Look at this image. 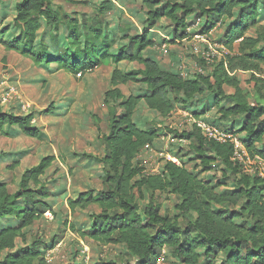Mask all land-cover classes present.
<instances>
[{
  "label": "trees",
  "instance_id": "1",
  "mask_svg": "<svg viewBox=\"0 0 264 264\" xmlns=\"http://www.w3.org/2000/svg\"><path fill=\"white\" fill-rule=\"evenodd\" d=\"M139 1L146 9V27L141 35L124 36L127 43L115 50L102 20L113 10L112 0L102 1L82 23L77 14L70 16L59 6H75L79 4L76 0H20L14 6L12 25L0 26V47L29 59L33 65L54 66L55 71L73 76L111 68L102 106L112 102L120 113L110 118L108 133L102 138L105 155L100 160L106 190L83 192L67 200L70 213L91 205L100 209L99 214L90 216L89 231L78 235L100 246L123 245L131 257L129 264H155L162 252L165 259L166 251L175 264H211L217 254L223 256L221 264H264V179L244 174L231 162L233 146L206 139L195 125L180 133L169 131L188 143L189 149L180 148L172 154L181 166L165 162L158 174L144 176L135 161L145 147L155 144L159 130L139 128L133 122L141 102L165 119L175 110L170 95L191 100L194 95L208 93L222 120L242 119L234 133L243 134L239 139L251 157L259 156L264 161V24L259 23L264 18V0ZM194 16L210 24L205 34L231 20L218 41L231 51L235 47L236 54L214 64L207 74L188 79L161 69L157 62L143 56L154 46L149 33L157 23L170 22L172 37L179 42L191 36L186 31L188 19ZM61 29L63 50L51 53L49 47L57 48ZM251 30L253 37L247 36ZM121 63L142 68L125 72L119 68ZM237 73L248 74L250 93L242 88ZM129 83L144 86L145 93L124 97L120 86ZM32 119L31 114L18 116L0 109V134L15 130L26 138L40 140L42 134L31 126ZM189 154L199 163V174L210 172L217 164L221 166L220 176L214 174L211 180H205L187 170L184 156ZM54 161V156H47L25 170L14 193L0 180V220H12L0 227V257L4 255L0 264H46L44 251L48 248L44 241L29 242L23 231L50 211L44 201H36L40 194L35 188L40 187L41 178ZM18 165L14 161L8 169ZM220 180H228L229 188L218 191L227 185ZM157 194L177 198V215L160 213L155 204ZM143 200L147 203L139 206L137 202Z\"/></svg>",
  "mask_w": 264,
  "mask_h": 264
},
{
  "label": "rangeland",
  "instance_id": "2",
  "mask_svg": "<svg viewBox=\"0 0 264 264\" xmlns=\"http://www.w3.org/2000/svg\"><path fill=\"white\" fill-rule=\"evenodd\" d=\"M19 1L0 0V26L12 25L14 6ZM102 1L104 0H76L79 4L75 6L63 3L59 6L70 16L77 14L82 23L93 14L95 7ZM112 3L113 10L104 15L102 20L107 26L104 32L109 42L113 44L111 49L115 50L127 43L124 36L141 35L143 28L146 27L147 16L146 9L139 0H112ZM55 4L59 2L55 1ZM198 19L203 25L191 28ZM188 20L191 36L187 42L174 41L170 22L161 20L157 23L149 33L154 46L146 49L143 56L157 62L161 69L173 73H178V67L182 65L188 73V78H192L203 65L186 47L194 34H205V28L210 24H206L203 18L196 19L195 16ZM230 22L231 20H225V23L217 24L207 33L210 40L218 41ZM259 23L264 24V18H260ZM38 34L42 36V31ZM254 35L252 30L247 33V36ZM45 39L50 43L49 39ZM63 40L61 29L57 35V48L53 49L50 46L49 51L61 52ZM163 47L168 51L166 55L162 54ZM233 51L236 52L235 47ZM119 68L126 72L142 67L135 63H121ZM210 70H205V73ZM110 73V67H100L78 78L76 75L55 71L54 66L33 65L29 59L15 52H6L0 47V81L7 80L8 84L14 86L30 104L27 113H20L16 102L0 105V109L18 116L31 114L33 116L31 126L42 134L40 140L26 138L15 130L7 132V135L0 134V180L7 184L10 193H14L25 170L35 166L44 157L54 156L55 161L41 178L40 187L35 188L40 194L36 201H44L50 211H46L31 227L23 231L29 242L35 239L44 241L48 248L44 251L45 256L47 251L57 247L51 264L132 262L123 245L100 246L79 237L78 233L89 231L90 216L99 214L100 209L97 205H91L85 210H76L74 213H70L67 207L68 199H75L83 192L97 194L106 190L103 184L104 166L100 160L105 155L102 138L108 133L110 118L120 113L118 106L112 102L108 106H102L104 93L109 89ZM237 77L242 88L250 93L252 85L246 83L249 79L248 74L237 73ZM120 90L124 97L145 93L144 86L140 84L129 83L120 86ZM169 97L175 110L168 118L163 119L148 110L143 102L138 104L133 115V122L139 128L154 127L159 130V136L153 145L157 152L166 149L172 155L180 148L189 149L188 143L181 145L176 136L169 133V131L180 133L189 129L188 118L183 114L191 116V120H204L224 131L236 132L240 127L242 119L225 121L220 118L218 109L214 107L208 93L202 96L194 95L191 100H187L183 95ZM222 105H226V102ZM235 135L239 138L243 136ZM193 158L191 154L184 156V163L187 170L198 174L200 179L211 180L214 174L220 176L218 173L221 166L217 164L212 165L210 172L199 174L201 168ZM14 161H18L19 165L13 170L8 169ZM158 163L160 162L156 158L141 153L135 161L136 166L142 171H150ZM221 182L227 185L220 187L218 191L229 188L228 180ZM146 203V200L137 202L139 206ZM155 204L162 215L175 216L178 213L175 209L178 201L172 195L157 194ZM10 223L12 220L8 219L7 223L0 220V227ZM179 226H184L182 219H179ZM79 241L89 247L88 260L80 252ZM168 252H165L162 264H175ZM162 254L163 252L160 256ZM3 257L4 255L0 260ZM222 260L223 256L217 254L211 264H221ZM202 264H205V261Z\"/></svg>",
  "mask_w": 264,
  "mask_h": 264
},
{
  "label": "built area",
  "instance_id": "3",
  "mask_svg": "<svg viewBox=\"0 0 264 264\" xmlns=\"http://www.w3.org/2000/svg\"><path fill=\"white\" fill-rule=\"evenodd\" d=\"M201 20H196L195 24L191 28H197L201 25ZM219 25V24H218ZM187 34H190V28H187ZM190 38L188 36L182 42H187ZM193 55L199 58L202 61L203 67L197 69V74H205V70L211 69L212 66L216 63L223 62L226 58L236 54L234 51H231L225 44L219 41H212L209 38L208 34H194L192 41L188 43L186 47ZM168 51L165 47L162 48V54L166 55ZM179 76L182 79H188V73L185 70V67L180 65ZM78 78L79 74L76 75ZM16 102L18 104V109L20 113H27L30 109L29 102L25 99L23 95H20L17 89L14 86L8 84L7 80L0 81V105L11 104ZM188 118L187 125H195L200 131L201 134L208 140H213L220 144H231L233 146V154L231 156V162L236 164L240 170L247 175H256L259 178L264 179V161L259 156L251 157L244 146L242 145L239 137L234 134L232 131L220 130L217 126L212 125L204 120H191V116L188 114H183ZM178 143L181 145H186L187 141L178 140ZM154 146H147L142 151L141 154H144L148 157H153L158 160V164L150 171H142L144 176L158 174L165 162L171 163L176 167H180L181 163L178 158L172 156L166 149L160 152L153 149ZM140 155V154H139ZM81 247V254L86 256L88 260L89 247L84 246L82 241H79ZM56 247V246H55ZM53 247L46 252L45 262L46 264H51L54 259L55 248ZM163 256H159L155 264H162Z\"/></svg>",
  "mask_w": 264,
  "mask_h": 264
},
{
  "label": "crops",
  "instance_id": "4",
  "mask_svg": "<svg viewBox=\"0 0 264 264\" xmlns=\"http://www.w3.org/2000/svg\"><path fill=\"white\" fill-rule=\"evenodd\" d=\"M234 53H236V52H234Z\"/></svg>",
  "mask_w": 264,
  "mask_h": 264
}]
</instances>
